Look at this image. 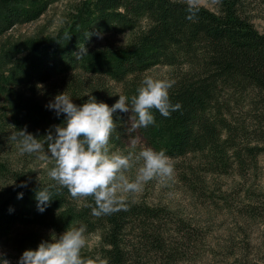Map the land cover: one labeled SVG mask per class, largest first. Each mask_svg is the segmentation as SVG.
Listing matches in <instances>:
<instances>
[{
  "label": "trees",
  "instance_id": "obj_1",
  "mask_svg": "<svg viewBox=\"0 0 264 264\" xmlns=\"http://www.w3.org/2000/svg\"><path fill=\"white\" fill-rule=\"evenodd\" d=\"M37 1H1L0 35L37 19L57 0ZM214 2L215 10L184 0H84L54 38L27 45L23 56L18 49L1 52L0 94L15 100L11 122L37 138L63 122V114L57 117L44 100L27 94L40 84L63 81L66 92L79 100L80 74L102 75L123 83L130 98L147 71L165 65L169 73L163 79L175 82L170 99L182 109L167 118L152 109L155 124L141 127L146 142L170 158L196 155L203 171L223 173L234 164L242 171L247 162L264 155V33L244 13V0ZM108 30L128 32L129 41L88 48L96 33ZM83 47L87 54L78 57ZM21 181L27 186L19 187ZM44 185L11 173L0 196V239L23 229L25 248L35 249L42 240L32 234L34 229L62 234L84 224L86 234L100 237L98 246L81 252L92 264H145L149 253L159 256L161 264L179 259L166 231L156 225L164 208L126 202V210L97 216L91 197L74 199L66 188H53V199L40 212L35 191Z\"/></svg>",
  "mask_w": 264,
  "mask_h": 264
},
{
  "label": "rangeland",
  "instance_id": "obj_2",
  "mask_svg": "<svg viewBox=\"0 0 264 264\" xmlns=\"http://www.w3.org/2000/svg\"><path fill=\"white\" fill-rule=\"evenodd\" d=\"M4 5L7 0H0ZM37 0H20L27 5ZM202 5L211 10L216 9L214 0H184ZM84 0H57L37 19L16 24L0 35V55L4 50L18 49L23 56L27 45L54 38L72 21L78 7ZM244 13L254 27L264 33V0H244ZM128 32L108 30L96 33L88 43V48L99 49L125 45L129 41ZM169 67L157 65L144 76L165 78ZM0 76V91L4 86ZM75 81V78L72 77ZM79 100L69 93L73 102L82 104L94 96L97 101L109 103L110 106L124 94L121 82L95 74H80ZM14 87V86H13ZM13 90V89H12ZM23 90V89H22ZM26 91V90H25ZM66 91L64 82L51 80L40 84L35 92L27 93L47 104L55 95ZM12 97L0 94V196L4 187L10 182L11 173L20 172L30 183H53L47 177V163L38 158V154H21L12 139L19 129L11 122ZM130 107V106H129ZM117 127L110 141V153L139 152L151 147L142 134L141 127L133 128L134 116L117 110L113 113ZM174 165V177L171 180L153 179L145 183L142 191L125 195L126 202L144 203L164 208L161 219L156 224L169 236L172 248L179 259L173 264H264V155L256 157L254 162H247L240 171L237 165L223 173L203 171L196 155L171 158ZM2 165L5 168H2ZM136 168L126 175L135 178ZM23 229L15 230L9 237L0 239V254L10 264H17L19 257L26 250ZM34 236L39 240H48L59 236L50 230L34 229ZM85 248L94 249L99 245L98 233L86 234ZM83 248V249H85ZM82 249V250H83ZM145 264H161L160 257L149 253L144 256Z\"/></svg>",
  "mask_w": 264,
  "mask_h": 264
},
{
  "label": "clouds",
  "instance_id": "obj_3",
  "mask_svg": "<svg viewBox=\"0 0 264 264\" xmlns=\"http://www.w3.org/2000/svg\"><path fill=\"white\" fill-rule=\"evenodd\" d=\"M191 19L194 14L189 7ZM87 54L81 48L78 57ZM171 79L144 77L136 94L130 98L118 95L119 98L109 106L97 101L92 95L82 104L73 102L72 96L63 91L46 105L54 110L57 117L64 115L61 124L55 125L54 132L49 130L43 139L37 138L26 129H20L12 139L16 142L21 154H38V158L52 166L47 167V177L53 183L35 191L37 210L43 212L53 199L52 189L57 192L66 188L74 199L94 201L93 214L108 215L127 209L125 195L142 191L145 183L153 179L171 180L174 177V165L166 151L145 147L139 152L130 150L127 153H110L109 141L117 127L113 113L117 110L136 114L132 127H148L155 124L156 109L162 117H169L173 112L182 109L180 102L173 103L169 89L174 85ZM47 145V148H45ZM136 168L135 178L130 179L126 173ZM14 183V182H13ZM21 181L19 187H26ZM23 193L18 192L17 198ZM87 226H71L58 237L42 240L35 249H26L19 257L17 264H92L82 256V249L87 244ZM0 264L10 261L0 254ZM100 264H107L106 260Z\"/></svg>",
  "mask_w": 264,
  "mask_h": 264
}]
</instances>
